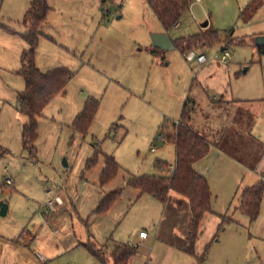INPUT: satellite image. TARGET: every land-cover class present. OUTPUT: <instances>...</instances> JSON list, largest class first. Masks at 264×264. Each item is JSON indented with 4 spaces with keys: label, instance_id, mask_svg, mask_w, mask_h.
I'll return each instance as SVG.
<instances>
[{
    "label": "rangeland",
    "instance_id": "rangeland-1",
    "mask_svg": "<svg viewBox=\"0 0 264 264\" xmlns=\"http://www.w3.org/2000/svg\"><path fill=\"white\" fill-rule=\"evenodd\" d=\"M50 1L55 5V10L49 12L54 25L48 18L52 28L40 37L35 61L43 72L65 66L73 71L74 78L66 93L56 95L37 118L34 152L23 148L21 130L14 133L12 128L4 129L11 134L12 146L8 147L10 153L0 154V179L10 177L12 184L6 179L7 185L0 186V202L8 204V213L0 214V264H104L79 242L96 244L108 264H113L111 253L116 242L138 247L130 264H198L197 258L207 247L203 264H264V198L255 221L236 208L238 195L227 203L219 198L216 208L227 206L231 218L206 220L194 256L171 250L159 240L163 237L175 244L170 236L172 209L166 210L160 224L162 207L149 194L135 201L124 190L106 216L96 217L93 211L101 195L92 180L99 178L98 169L95 166L90 172L86 170L88 159L101 149L132 174H158L154 166L157 158L174 164V146L164 143L158 134L161 125L180 119L187 97L198 103L196 129L205 120L217 122V126L233 121L235 132L230 130V134L239 149L230 150L240 159L247 153L261 155L264 53H260L258 37L264 32V6L245 22L241 15L250 0H186L190 7L180 18L181 25L169 31L174 41L208 29L220 32L219 41L194 49L195 56L190 58L191 51L183 53L180 48L152 52V34L162 30L163 25L147 0ZM20 3L0 0V91H7L0 98L11 101L9 106L14 110L16 91L25 87L18 73L21 55L16 49L21 54L27 43L13 33L25 29L22 19L27 10L19 15L16 7ZM2 7L11 12L10 17L7 11L2 13ZM205 22H209L208 27H202ZM240 39L246 43H239ZM3 45L10 51H3ZM226 46L229 61L216 63ZM202 53L209 61L201 65L197 56ZM225 89L240 101L237 112L216 106L222 107L225 102L221 99ZM91 97L100 103L97 115L86 135L75 133L69 125ZM243 113L248 114L247 120H237ZM169 123L166 125L171 129ZM102 151L98 160L101 166ZM124 170L113 180L121 179ZM243 172L244 182L259 180L264 173V155L256 171ZM63 186L72 198L77 197L74 203L60 190ZM58 193L66 198V204L59 205V212H49L43 206ZM184 206L186 210L181 214L186 216L190 209L188 204ZM142 229L150 237L145 243H137ZM25 232L35 236L28 245L21 239ZM40 254L47 260L40 259Z\"/></svg>",
    "mask_w": 264,
    "mask_h": 264
},
{
    "label": "trees",
    "instance_id": "trees-1",
    "mask_svg": "<svg viewBox=\"0 0 264 264\" xmlns=\"http://www.w3.org/2000/svg\"><path fill=\"white\" fill-rule=\"evenodd\" d=\"M159 21L166 31H170L180 21L182 14L190 7L186 0H147ZM264 5V0H252L242 11V18L249 22L258 10ZM50 6L48 0H32L22 23L28 30L22 33L27 48L22 52V67L18 70L25 80V88L18 92V109L27 118L22 130L23 148L34 152L35 142L38 138L37 118L42 114L46 105L58 94L63 93L72 78V72L65 67H58L42 72L36 65L35 54L40 37L44 34L43 28L48 19ZM8 28V26H6ZM218 30H206L199 34L180 38L174 41L176 48L183 53L200 47L212 46L219 41ZM246 43L245 39L238 40ZM155 52V51H153ZM264 53V48H260ZM186 103L179 119L173 122L169 129L166 122L162 125L160 136L163 141L172 142L176 147V161L174 173H169L170 164L156 161L155 167L162 175H142L128 178L127 185L149 194L162 203H166L171 193L187 198L191 210V223L186 236V244L182 250L196 256L195 247L199 238L200 227L206 213L212 210V190L207 179L194 169V165L202 160L210 151L211 145L207 139L192 129L190 121L194 107ZM100 103L96 99H89L82 112L75 118L72 126L75 132L86 134L99 110ZM99 150L88 159L86 170H91L98 164ZM121 165L113 155H105V168L100 177V186L110 183L120 172ZM5 179H0V186L7 185ZM125 187L105 193L99 200L94 214H105L113 204L121 198ZM264 198V180L252 187L245 188L241 196L240 210L255 221L261 212ZM1 203V202H0ZM91 255L104 264L108 260L96 244L87 242L83 244ZM138 253V247L129 243H119L111 253L113 264H129L132 257ZM208 247L197 258L198 264L207 259Z\"/></svg>",
    "mask_w": 264,
    "mask_h": 264
},
{
    "label": "crops",
    "instance_id": "crops-1",
    "mask_svg": "<svg viewBox=\"0 0 264 264\" xmlns=\"http://www.w3.org/2000/svg\"><path fill=\"white\" fill-rule=\"evenodd\" d=\"M31 1L32 0H21V3L19 4V6L16 7L19 15H22V13L29 8V6L31 4ZM196 1L203 2V0H196ZM251 1L252 0H250L248 3H246V6ZM48 3H49V6H50V11L49 12L51 13V12H53L55 10V5H52L51 4L52 2L50 0H48ZM4 10L7 11V14L5 13ZM1 11H2V13L6 14L7 17H10L11 14H8V12H10L8 9H6L5 7L4 8L2 7ZM48 15H49L48 18L50 19V22L52 23L53 22L52 21V16H50L49 13H48ZM23 19H24V17H23ZM23 19H22V21H23ZM50 22H48V19H47V24L43 28V32H44L45 35H48V30L50 28H52V25H50ZM180 25H181V22L179 21L175 26H180ZM208 25H209V22H208ZM24 26H25L24 31L13 32L14 34L20 36L22 39H23V37H22L21 34L25 33L28 30L27 25H24ZM202 27H203V25H202ZM3 29L6 30L4 27H3ZM6 31H7V33L11 32V31L9 32V30H6ZM162 32H168L169 33V31H166L164 29V27H163L162 30L158 31L157 33H162ZM197 34H199V33H197ZM231 35L233 36V33H231ZM260 35H264V32H261ZM26 47H27V45L22 49L21 54H20V50L19 49H16V53H19V56L22 55V52L26 49ZM1 48H2L3 51H10V48L8 46H4L3 45ZM151 50H152V52L155 51L153 53L157 54V52H159V50H161V49L156 48V47H154L152 45V49ZM190 51H191L190 58H193L195 56L196 52L194 51V49L190 50ZM14 53H15V51H14ZM200 55L207 56L205 53H202ZM200 55H198V56H200ZM198 56H197V61H198V63H200L199 60H198ZM216 61H214V62L219 63V64H225V63H227L229 61V58H228V60L226 62L221 61L219 58ZM20 63H21V56H20ZM200 64L202 65V64H205V63H200ZM21 67H22V63H21V66H20L19 69H21ZM37 67H38V65H37ZM61 67H65V66H61ZM38 68H39L40 71H42V72L44 71L40 67H38ZM65 68H67V67H65ZM52 69H54V68H51V70ZM67 69H69V68H67ZM49 70L50 69H48V71ZM45 71L47 72V70H45ZM70 71L73 74L72 78L70 79V81H71L74 78V73H73L72 70H70ZM20 91H22V90L19 89V90L16 91V98L17 99L15 98V100H12V101H16L17 110H14V109H12L9 106V105L12 104L11 101H8L5 98H0V154L2 152L3 153H10V149L8 147L12 146V141H11L12 138H10L11 134L5 133L4 129L7 128L10 131V129L12 128L14 133L15 132L19 133L20 130H21V133H22L23 127H24V125L26 123V118L24 117V115L18 109V92H20ZM66 91H67V87H66V90L63 93L65 94ZM222 92H223V90H222ZM4 94L7 95V91H0V96L4 97ZM89 99H94V98L91 97ZM221 99L224 100L225 102L222 103L221 100H220V103H222V107H221V105H216V106L219 107V109L224 108L225 110H230L231 108H233L236 112L239 110L238 106L240 104L239 103L240 101L239 100H235L233 98V95L230 94L228 92V90H226V89L224 90V92L221 94ZM188 101L190 102V104H189L190 107H194V112L192 114V119L190 121V125H191L192 129L195 130L196 132L200 133L201 135H203L207 139V141L210 143V145H211V148H210V151L208 152V154L202 160L198 161L194 165V169L196 170V172H198L200 175L204 176L207 179V181H208V183L210 185V188L212 190V210L210 212L206 213L204 218H203V220H202L201 227H200V234H199V236H200L203 233V231H204L203 228L205 227V223H206L207 219H208V222H210L211 219L214 221L215 219H219V218L220 219L221 218L226 219V217H228V218L230 217L231 218V215L229 214V209H228L227 206H222L221 209H217L216 208V205L219 202V198H220V200L222 199V201L224 203L225 202L227 203V201L232 199L234 197V195H236V196L238 195V198H237L238 200H237V203H236L235 206H236V208L240 209L241 196H242L243 190L245 188L252 187L253 185H255L257 182H259L261 180H264V173H262V177H260L259 180H258V178H257V180H255L256 178H252V179H249L247 182H244V178H246V174H244V172L242 173V171L246 172V170L247 171H253V172L256 171L258 163L263 158L264 151L261 153V155H254L253 153L252 154L251 153H247V154L243 155L244 156L243 158H241V159L238 158V156H236V153H234L233 151L230 150L231 148L237 149V150L239 149V146H238L239 143L237 141H235L234 138H231L232 135L230 134V130H231V132H233V130L235 132V128H234L235 124H233V121H232V123L227 121L225 123H222L221 125L218 124L219 126H217L216 125L217 122H211V121L208 122V121H206L204 119L205 120L204 123L202 125H198L197 126V128H199V130H198V129H196V126H195V117L198 116L197 115L198 111L196 109V107L198 106L197 100L195 98L194 99L193 98L190 99V98L187 97V99H186V101H185V103L183 105V109H184V106L186 105V103H188ZM86 102H85V104H86ZM223 105H225V107H223ZM13 107H16V106H13ZM82 110H81V112H82ZM81 112H79L75 116V118ZM182 112H183V110H182ZM247 116H248L247 113H243L242 115H240V117L238 116L237 120H247ZM236 117H237L236 115L233 116L232 120L236 119ZM75 118H74V120H75ZM177 121H179V120H176V121H173V122H177ZM73 122L69 125V127H70V129H72L74 131L73 126H72ZM173 122H170L171 125H172ZM75 133H77V132H75ZM82 135H86V134H82ZM158 135L160 137V133ZM251 135H252V133H250V136ZM164 143H168V144L173 145L174 149H175V155H176L175 144L172 143V142H166V141H164ZM153 149L154 148L152 147V150ZM93 150H96L95 144H93ZM99 151H102V149L99 150ZM102 153L104 155V165L103 166H101L100 164L96 165V167L98 169L99 178L96 179L94 177L93 180H92V183L94 184V186H99V188H100V195H101L100 197L102 198V196L105 193H107V192L113 191V190L118 189V188L125 187L124 189H125L126 195L127 196H129L128 194L131 195L129 199H134L136 201L138 198H140V196H142L143 194H141L138 189H136V188H134L132 186H128L127 185V180H128V178H130L132 176H142V174H132L128 170H124L122 165H121V170H124L125 173H123V175L121 176V179L112 180L110 183L105 185V186H107L106 188H102L100 186V177H101V174H102V172H103V170L105 168V155H110V154L105 153L103 151H102ZM158 160L169 163L168 161H166L164 159H161V158H159V159L157 158L156 159V161H158ZM156 161H155V163H156ZM175 161H176V158H175ZM155 163H154V166H155ZM174 165H175V163L174 164H170V166H174ZM233 168H234V170H233ZM235 169H236L237 173L233 172V171H235ZM91 170H93V169H91ZM91 170H88V172H90ZM230 170H232V172H233L232 174H230L231 172L229 173ZM94 172L95 171H92L91 173L94 174ZM168 172H169V170H168ZM168 172H167V170H165L164 172L158 171V174H149V175H162V174H167ZM239 172L241 174H239ZM144 175H147V174H144ZM82 177L85 178L86 175L83 173ZM2 179H5V180L6 179L7 180L10 179L11 180L10 177H5V178H2ZM85 179L87 180V178H85ZM60 190L63 193L67 194L66 198H68L71 201V203H74L76 201L77 197L72 198L69 195V192L67 191V188L65 186L60 188ZM47 193H51V190H48ZM57 197L62 199L63 202H62L61 205L64 206L66 204V198H64L62 196V193L61 194L58 193L55 198H57ZM51 200H54V198H52ZM153 200H155V199H153ZM157 201L159 202V204L162 207V213H161L162 220H161L160 224L163 223V216L166 213V210L168 208H170V207L172 209L171 211H172L173 215L171 213L170 214H171V218H173V225H172L173 228H172V231H171L172 235H170V236L174 238L173 241H175L174 242L175 244L166 242L165 238H163V237L161 239L158 238L161 228L157 229L156 237L163 244H165L169 248H171V250L175 249L177 251L184 252L182 250V247L186 244V236H187V233H188V228H189L190 223H191V210H190V213H188V214L186 213V216L182 215L181 213L183 212V209L186 210V207L184 206L185 204H186V206L188 204V206H189L188 208L190 209L189 201H187L188 202L187 203L182 196H180V195H178L176 193H171L170 197H169V199H168V201L166 203H162L159 200H157ZM59 211H56V212H59ZM109 211H111V210H109ZM106 215H107V213H105V214H97L96 217L106 216ZM141 231H146L148 233V231L146 229H142ZM134 233H135L134 235L136 236V231ZM149 237H150V235L148 233V237L146 239H141L139 237V234H138V242L137 243H145L149 239ZM21 239H22V243L24 245H28L35 239V236L31 232L30 233L25 232L24 234L22 233ZM198 240H199V238H198ZM84 243L85 242H79V244H84ZM119 243H124V242H116L114 247L116 245H118ZM196 245H197V242H196ZM138 246H139V244H138ZM134 257H132V259H134ZM39 258L47 260L46 258H44L43 254H40Z\"/></svg>",
    "mask_w": 264,
    "mask_h": 264
},
{
    "label": "water",
    "instance_id": "water-1",
    "mask_svg": "<svg viewBox=\"0 0 264 264\" xmlns=\"http://www.w3.org/2000/svg\"><path fill=\"white\" fill-rule=\"evenodd\" d=\"M203 27H208V22L203 24ZM152 45L161 50H174L176 45L172 40L168 32L153 33L152 34ZM258 46L264 47V35L258 37ZM65 165L67 166V160L65 159ZM8 213V204L5 202L0 203V214L5 216Z\"/></svg>",
    "mask_w": 264,
    "mask_h": 264
},
{
    "label": "built area",
    "instance_id": "built-area-1",
    "mask_svg": "<svg viewBox=\"0 0 264 264\" xmlns=\"http://www.w3.org/2000/svg\"><path fill=\"white\" fill-rule=\"evenodd\" d=\"M223 51L224 52L221 55H219V59L221 61H223V62H226L228 60L229 56H230V51L227 48V46L224 48ZM198 60H199L200 63H207L208 62V57L205 56V55H200V56H198ZM177 123H179V121H177ZM159 138L161 140H163V138L161 136ZM174 171H175V166H170L169 167V173L172 174V173H174ZM7 184H12V180L8 179L7 180ZM62 202H63L62 199L57 197L54 200H50L43 207H46L49 212H54V211H56L58 209L59 205L62 204ZM139 237L141 239H146L148 237V233L146 231H141L139 233Z\"/></svg>",
    "mask_w": 264,
    "mask_h": 264
}]
</instances>
